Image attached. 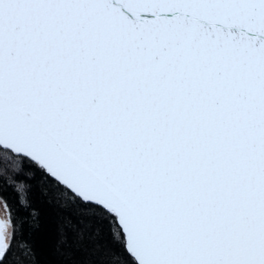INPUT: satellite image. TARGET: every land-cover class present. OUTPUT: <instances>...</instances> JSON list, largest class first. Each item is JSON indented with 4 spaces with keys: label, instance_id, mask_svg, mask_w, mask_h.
<instances>
[{
    "label": "snow or ice",
    "instance_id": "snow-or-ice-1",
    "mask_svg": "<svg viewBox=\"0 0 264 264\" xmlns=\"http://www.w3.org/2000/svg\"><path fill=\"white\" fill-rule=\"evenodd\" d=\"M36 189L61 264H264V0H0V264Z\"/></svg>",
    "mask_w": 264,
    "mask_h": 264
},
{
    "label": "trees",
    "instance_id": "trees-1",
    "mask_svg": "<svg viewBox=\"0 0 264 264\" xmlns=\"http://www.w3.org/2000/svg\"><path fill=\"white\" fill-rule=\"evenodd\" d=\"M16 214L25 220L22 235L34 250L35 264H61L62 257L57 253L60 216L57 209L50 206L36 189L32 194V207L27 211L17 209ZM33 214L37 217L35 222Z\"/></svg>",
    "mask_w": 264,
    "mask_h": 264
}]
</instances>
